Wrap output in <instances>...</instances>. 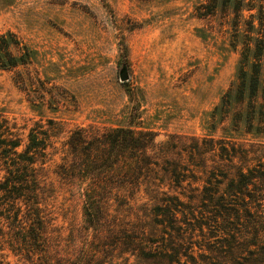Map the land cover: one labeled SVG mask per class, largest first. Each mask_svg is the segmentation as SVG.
I'll use <instances>...</instances> for the list:
<instances>
[{"label": "rangeland", "instance_id": "374dc122", "mask_svg": "<svg viewBox=\"0 0 264 264\" xmlns=\"http://www.w3.org/2000/svg\"><path fill=\"white\" fill-rule=\"evenodd\" d=\"M209 1L0 0V30L14 32L33 51L27 69L0 70V115L25 139L32 128L49 138L45 173L55 186L42 214L51 222L49 250L62 264L104 259L94 251L98 245L88 242L93 235L86 229L83 197L55 173L77 128L100 133L132 123L155 131L158 142L172 136L230 140L243 155L225 172L264 166V122L257 119L251 133L229 136V121L220 125L212 117L224 93L237 90L244 67L247 76L255 66L264 69L262 1L247 0L235 24L220 8L208 13ZM259 46L263 57L255 60ZM163 187L170 191L168 181ZM8 207L0 206V264H42L19 245L23 232ZM258 208L264 211V202ZM127 258L147 264L121 254L103 264H126Z\"/></svg>", "mask_w": 264, "mask_h": 264}, {"label": "trees", "instance_id": "16d2710c", "mask_svg": "<svg viewBox=\"0 0 264 264\" xmlns=\"http://www.w3.org/2000/svg\"><path fill=\"white\" fill-rule=\"evenodd\" d=\"M246 1L210 0L208 13L220 8L235 24ZM262 51L259 46L255 60ZM32 55L14 32L0 30V70L27 69ZM248 76L244 67L235 93L225 92L212 113L220 125L229 121V136L251 133L255 120L264 122V69L255 66ZM43 134L32 128L25 139L21 128L0 115V206H9L10 215L15 210L22 250L39 255L42 264H62L49 250L51 222L42 214L55 186L45 173L49 138ZM156 136L131 123L100 133L77 128L65 142L55 173L83 197L86 229L93 235L88 242L104 257L99 264L118 254L147 264H264V211L258 208L264 202V166L225 172L224 166L234 167L243 155L230 140L172 136L158 142Z\"/></svg>", "mask_w": 264, "mask_h": 264}, {"label": "water", "instance_id": "95a60500", "mask_svg": "<svg viewBox=\"0 0 264 264\" xmlns=\"http://www.w3.org/2000/svg\"><path fill=\"white\" fill-rule=\"evenodd\" d=\"M121 77H122L123 80H127L128 77H129V75H128L127 72H123V73L121 74Z\"/></svg>", "mask_w": 264, "mask_h": 264}]
</instances>
